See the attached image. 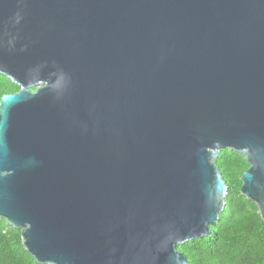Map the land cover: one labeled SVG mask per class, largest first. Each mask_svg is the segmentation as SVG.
I'll list each match as a JSON object with an SVG mask.
<instances>
[{"label": "water", "instance_id": "95a60500", "mask_svg": "<svg viewBox=\"0 0 264 264\" xmlns=\"http://www.w3.org/2000/svg\"><path fill=\"white\" fill-rule=\"evenodd\" d=\"M0 216L48 264H189L248 166L264 221V0H0Z\"/></svg>", "mask_w": 264, "mask_h": 264}, {"label": "trees", "instance_id": "16d2710c", "mask_svg": "<svg viewBox=\"0 0 264 264\" xmlns=\"http://www.w3.org/2000/svg\"><path fill=\"white\" fill-rule=\"evenodd\" d=\"M19 85L0 72V97L18 90ZM216 165L227 185L218 220L208 235L176 244L189 264H264V221L255 202L240 192L241 174L248 166L245 157L221 148ZM0 264L41 263L24 248L20 229L0 216Z\"/></svg>", "mask_w": 264, "mask_h": 264}]
</instances>
